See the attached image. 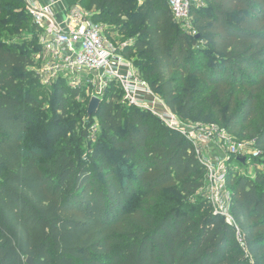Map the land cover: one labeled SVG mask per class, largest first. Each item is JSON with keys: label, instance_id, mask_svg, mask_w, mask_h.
Returning <instances> with one entry per match:
<instances>
[{"label": "trees", "instance_id": "obj_1", "mask_svg": "<svg viewBox=\"0 0 264 264\" xmlns=\"http://www.w3.org/2000/svg\"><path fill=\"white\" fill-rule=\"evenodd\" d=\"M71 1L110 24L113 42L118 29L124 56L171 111L193 114L188 78H198L208 88L203 115L264 153V0H205L191 10L195 33L176 23L168 0ZM42 32L25 0H0V264H264V172L228 176L243 248L207 200L190 201L206 173L193 144L124 106L117 81L83 159L63 127L80 126L73 119L88 98L65 80L47 95L34 70Z\"/></svg>", "mask_w": 264, "mask_h": 264}, {"label": "built area", "instance_id": "obj_2", "mask_svg": "<svg viewBox=\"0 0 264 264\" xmlns=\"http://www.w3.org/2000/svg\"><path fill=\"white\" fill-rule=\"evenodd\" d=\"M28 11L34 22L43 32L41 44L43 51L37 56L39 65L34 67L35 72L44 85L52 84L57 78H68L74 85L93 83L84 75L96 77L94 84H100L96 95L101 97L105 88L112 81L122 83L124 93L129 101L137 107L149 108L150 99L154 98L149 84L141 79L137 69L119 53V47L106 36V26L96 23L88 11L78 6L68 7L64 23L59 24L54 16L58 0H25ZM174 19L184 30L195 33L192 27L191 10L198 8V0H168ZM157 105L166 107L161 98H156ZM162 118L166 124L182 133L195 146L199 159L209 174V185L205 187L209 204L213 213L225 218L226 222L238 229L237 239L243 248L246 242L231 213V191L228 188L227 167H223L227 159L217 167L218 163L202 158L203 145L215 143L218 150L227 151L240 159L253 151L254 157L262 152L255 145V141H240L231 135L225 128L215 125L197 126L192 123H183L171 112H164ZM203 187V188H204Z\"/></svg>", "mask_w": 264, "mask_h": 264}, {"label": "rangeland", "instance_id": "obj_3", "mask_svg": "<svg viewBox=\"0 0 264 264\" xmlns=\"http://www.w3.org/2000/svg\"><path fill=\"white\" fill-rule=\"evenodd\" d=\"M76 1H81V0H76ZM66 3L68 5V7H70V8H73L74 6H78L81 9H83L85 11H88L90 13L91 17L93 16L94 11H89V10L85 9L82 5L79 4V2L73 3L71 0H66ZM196 4L198 5L197 6L198 8L204 7L206 5V1L205 0H198V2ZM106 27L108 29H111L110 28L111 27L110 24H107ZM117 30L113 29V31L111 33L112 34L111 37L114 40L115 44L119 47L120 55H122L131 65H133L137 69V72H138V68H137V66L134 63V60L124 56L123 51L126 48L127 42H124V41L121 40V35L118 34V32H116ZM6 39H8V38H6ZM201 43L204 44L203 42H201ZM38 65H39V62H37V66ZM85 77L86 78L87 77L90 78L93 81V83L82 82V84L74 85V83H71V81L68 78H65V79L57 78L55 80L56 81L65 80L71 87L80 88V89H84L85 90L83 93H85L86 98H88V104L86 106V112L78 114L76 116L77 119H73V121H75V120L78 121L77 125H80V126H76L74 128L73 132L69 131V128H71V122L72 121L70 119H66L65 121L69 122V124H68L69 128H66V127H63V128H64V130H66L69 133V136L71 135L70 136L71 137V143L74 145V147L76 149H80V152L83 155V159L89 160L90 159L89 158L90 153L94 151L93 149L95 147V143H96V141H97V139H98V137L100 135V123H99V121L97 119V115H96L97 111L94 112V113H89V105H90V102L93 99V97H98L96 95V93L98 92L100 84H98V83L94 84V80L96 78L94 76H90L89 77L88 75H84V79H85ZM55 82H53L52 84L46 85L47 86L46 88H48V91H49V92H47V93H49L47 95H50V91H51L50 87H52ZM188 83L190 85V88H191V91H192L193 95L195 96V99L198 102V106L193 108L191 110V112H190V113H193L192 115L185 116V118H183L179 114L171 111L167 107L166 104H165L166 107H162V106L157 105V101L155 99L156 98H161V96L159 94L155 93V92H153V93H155V96H154L153 99L152 98H148V99H150L149 100L150 101L149 102L150 103L149 108L148 109L147 108H142V107H139V108L142 109V110H147L152 115L156 116L170 130H174V131H177V130H175L173 128H170L166 124L165 120L162 118V115L165 114L164 112L166 110H167V112L169 111L171 113H174L178 117V119L180 121H182L183 123H192V124L197 125V126H201V125L213 126V125H215V126H217L219 128H224L216 120H213L212 118H207V117H205L203 115V113H207L204 110L203 106H202L203 101H204V95H206L207 90H208V88L206 87V84L204 82H202L200 79L193 78V77L188 78ZM118 84H119L120 87H122V89L124 91L122 83L118 82ZM179 85H180L179 86V93H185V89L181 86V84H179ZM105 90H106V88H105ZM103 96L104 95H102L101 97H103ZM79 98L83 99L81 96H79ZM98 98H100V97H98ZM120 101L126 107L135 106L134 104H132L129 101V99L126 97V94H123V96L120 97ZM183 101L184 100L182 99L181 103H183ZM263 101H264V98H263ZM101 102H102V100H101ZM50 104L51 103L48 101L45 104V107L46 108L49 107ZM135 107H137V106H135ZM48 115H52V113H50ZM83 128H88V131H89L88 132V136L86 138H84L79 143L78 138H79L80 132H81V130ZM177 132L179 134L183 135L179 131H177ZM244 141L253 142L255 140H253V139H244ZM216 145L217 144H215V143H210V145L207 143V144L203 145L202 148L204 150H202V152H204V153H203V157L202 158H208L210 160V162H213L214 164L218 163V165H217V167H218L220 165V163L223 162L222 159H227L229 157V160L227 159V161L224 164H222L223 167H227V173H228L227 174V181H228L229 173H231V171L235 175H243V176L252 177V178L255 177L256 172H257L258 169H260L261 171L264 172V153H262L259 157H254L253 154H252L253 151H251L250 153L246 154L242 158L236 159V156L231 154L230 152H227V151H222L221 152L220 150H218L216 148ZM194 150H195V152H197L195 148H194ZM111 152H112V150H111ZM197 155L199 157L198 153H197ZM114 157H116V156H114ZM244 158H246L244 161L241 160V159H244ZM209 174H210L209 171H208V173L206 171L203 187L204 186L208 187V185H209V178H210ZM203 187L199 190V192L197 194H195L194 196L191 197L190 201L192 203L196 202L199 199H205L209 203L208 195L206 193V189H205V187L204 188ZM228 188H229V191H231L229 186H228ZM165 201L166 202L169 201V196H166Z\"/></svg>", "mask_w": 264, "mask_h": 264}, {"label": "crops", "instance_id": "obj_4", "mask_svg": "<svg viewBox=\"0 0 264 264\" xmlns=\"http://www.w3.org/2000/svg\"><path fill=\"white\" fill-rule=\"evenodd\" d=\"M44 2L47 3L48 0H44ZM57 5L58 6L56 8L54 19L57 23L62 24L64 23L66 19V11H67L68 5L66 3V0H58Z\"/></svg>", "mask_w": 264, "mask_h": 264}, {"label": "water", "instance_id": "obj_5", "mask_svg": "<svg viewBox=\"0 0 264 264\" xmlns=\"http://www.w3.org/2000/svg\"><path fill=\"white\" fill-rule=\"evenodd\" d=\"M101 100L102 99H100L98 97H93V99L91 100L90 105H89V113H94V112L98 111V108L100 106ZM245 159L246 158L241 159V160L244 161ZM27 263L28 264H34L33 258L32 257H29L27 259Z\"/></svg>", "mask_w": 264, "mask_h": 264}]
</instances>
